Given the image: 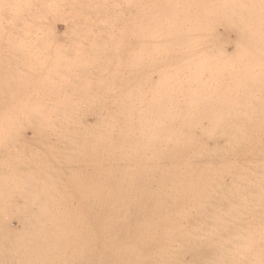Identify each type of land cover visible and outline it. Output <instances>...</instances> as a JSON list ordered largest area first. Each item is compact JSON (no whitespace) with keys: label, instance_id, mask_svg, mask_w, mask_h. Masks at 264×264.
<instances>
[{"label":"bare ground","instance_id":"6f19581e","mask_svg":"<svg viewBox=\"0 0 264 264\" xmlns=\"http://www.w3.org/2000/svg\"><path fill=\"white\" fill-rule=\"evenodd\" d=\"M103 1L73 8L96 11V20L116 8ZM33 2L0 0L19 6L0 8L1 28L25 27L0 31V82H11L2 71L11 57L10 90L19 91L27 69L36 74L29 96H0V264H259L264 0H127L124 85L116 88L107 86L119 78L121 58L106 52L114 34L104 46L94 31L103 21L84 18L94 36L70 42L74 24L61 33L36 24ZM48 35L61 56L44 54L37 40ZM62 51L78 56L66 65L74 71L93 69L96 87L81 73L82 87L66 76ZM104 62L118 63L114 74L97 71ZM24 107L38 117L20 119L15 109Z\"/></svg>","mask_w":264,"mask_h":264},{"label":"rangeland","instance_id":"374dc122","mask_svg":"<svg viewBox=\"0 0 264 264\" xmlns=\"http://www.w3.org/2000/svg\"><path fill=\"white\" fill-rule=\"evenodd\" d=\"M33 1H36L35 3L33 2V4H34V5L36 4V7H37V9H36V7H35L34 5H32V6H34V7H32V16L35 17V20H38V21L36 22V24H39L40 26H44V28H45L46 26H48V27H54V26H56V27H57V30H58L59 33L63 32V31L65 30V26H64V25H65L66 23H67V24H74V26H75L76 28L72 29V31H73L72 33L70 32L69 34H67V35H68V36H67V41H70V40H71L70 42H72V38L75 39L74 37L79 38V37H81L83 34H88V31H89V30H85L84 27L82 28V26H81L82 23H81V22L86 23V21H87V22H91V23H94V22H95L94 24H98L99 22H102V21H103V22H102V26L104 27V29L106 28V29L104 30L105 32L103 31L104 33H102V34H104V35H102V34L100 33V32H102V30H103V29H102L103 27L100 25L101 23H100L98 26H101L102 28L100 27V28H101V29H100L99 27H97L96 30H94V31H97V33H96L97 36L99 35L100 38H102V40H104V38H105V41H106V42L104 43V41H103L104 46H105L106 43L108 44V42L111 41V39L113 38V39H112L113 41L110 42L111 44L109 43L110 46L112 45L111 47H112L113 49L110 48V47H109V44H108V46L106 45V48L108 47V49H107L108 51H106V52H107L108 55H114V56H115V55H116V52H114V50L117 51V55L119 56V58H121L122 61L119 59V62H120L119 65H117L118 63L115 64V63L113 62V66H112V68L109 67L110 69L104 67V66H107V67L110 66L109 63L106 62V63L108 64V65H107V64H105V62H104L105 65H103V67H99V68H98L99 70L97 69V71H99V72H102V71H103V72H104V71L106 70L105 73H107V72L110 70V71L114 74L113 71H115V70H113V67H114V64L117 65V66H115L116 68L114 67V69H116V73H117V76H118L119 78L116 77L117 79H116V81H115V80H113V78H114L115 76H113V78H112L111 80H108L109 77L111 78V76H109V77L107 76L108 78L105 76L104 79L108 80L107 82H109V84H110V82L112 81L110 85H109V84L107 85L108 87H111V86H113V87H115V86H120V87H121V86L124 85V84L122 83V81H121V80H123V75H122V73L124 74V72H123V70H124V67H123L124 53H123V52H124V51L126 50V48H127V46H125V45L128 44L127 39L129 38V35H128L127 33H129V32H127V30L129 29L130 19H131V18H129V17H131V11H130V10H126V8H131V4H130V3H129L128 5L125 4V2H126L127 0H122V2H121L120 0H113V1H114V4H113V1H112V3L109 4L108 6H109V7H112V6H113V7H116V8L119 7V8H118L119 10H116V8H113V7H112L113 9H115L114 11H116V12H114L113 10H110V12L106 11L107 13H106V12H103V13L101 12L102 14H101V13H99V14H101L102 17H101V15H99V14H97V15L100 16L102 19H100V17H97L98 20H97V19L95 20L96 17H94V16H96V15H95L96 11H95V13H94L93 11H85V10L80 11L81 9H80V10H79V9H78V10H75V8H76V7H78V8H79V7H85V6H88V5H89L88 7H97V6L99 5V3L102 2V0H100V2H99V0H94L95 3H94L92 0H85V1H84V0H60V1L57 0L58 2H57L56 0H44V1H43V0H33ZM37 1H38V2H37ZM41 1H42V2H41ZM45 1H46V3H47V2L49 3V4L47 3L49 6L46 5ZM78 1H79V2H78ZM80 1H81V2H80ZM82 1H83L85 4H84V3L82 4ZM107 1H111V0H104L103 2H107ZM128 1H129V0H128ZM131 1H133V0H131ZM135 1H136V0H135ZM137 1H138V0H137ZM115 2H117V3H115ZM37 3H38V4H37ZM44 3H45V4H44ZM58 3H59V4H58ZM68 3H69V4H68ZM79 3H80V4H79ZM90 3H92V4H90ZM93 3H94V5H97V4H98V5H97V6H94ZM43 4H44L45 6H44ZM52 4H53V6H52ZM64 4H65V6H64ZM71 4H72L73 6H72ZM76 4H77V6H76ZM81 4H82V5H81ZM40 5H42V6H40ZM69 5H70V6H69ZM104 5H106V4H104ZM124 5H125V6H124ZM38 6H39V8H38ZM46 6L49 7V9H51V10H49L48 8H46ZM41 7H42V8H41ZM65 7H67L68 9H69L70 7H72V8L75 7V8L71 9V10H72V13H71V10L68 11L67 8H65ZM33 8H35V9H33ZM40 8H41V9H40ZM45 8H46V9H45ZM121 8H122V9H121ZM38 9H39V10H38ZM42 9H44V10H42ZM36 10H38V11L35 13ZM53 10H54V11H53ZM74 10H75V11H74ZM122 10H123V11H122ZM42 11H43V12H42ZM47 11H48V12H47ZM60 11H61V12H60ZM62 11H63L64 13H63ZM111 11H112V13H111ZM33 12H34V14H33ZM73 12H74L75 14H74ZM76 12H77V13H76ZM82 12H83L85 15H87V16H85ZM43 13H44V14H43ZM45 13L48 14V16H46ZM68 13H69L70 15H69ZM79 13H80V14H79ZM97 13H98V12H97ZM117 13H118V14H117ZM121 13H122L123 16L126 15L125 17H122V19H121V16H122ZM124 13H125V14H124ZM67 14H68V15H67ZM73 14H74V15H73ZM76 14H77V15H76ZM78 14H79L80 16H79ZM105 14H106V17H109L110 19H109V18L107 19V18L104 16ZM108 14H109V15H108ZM112 14H114V16H113ZM34 15H36V16H34ZM63 15H64V16H63ZM72 15H73L74 17H73ZM93 15H94V16H93ZM117 15H118V16H117ZM38 16H40V17H38ZM66 16H67V17H66ZM71 16H72V17H71ZM81 16H82V17H81ZM83 16H84V17H83ZM88 16H89V19H90V20H93V22H92V21H89ZM91 16H93V17H91ZM79 17H80V19H79ZM86 17H87V18H86ZM111 17L114 18V19H112ZM118 17H119V18H118ZM36 18H37V19H36ZM39 18H40V20H39ZM44 18H46L47 20H44ZM63 18H64V19H63ZM65 18H66V19H65ZM84 18L86 19L85 22L83 21ZM92 18H94V19H92ZM48 19H49V20H48ZM68 19H69V20H68ZM103 19H104V20H103ZM76 20H77V21H76ZM94 20H95V21H94ZM106 20H107V21H106ZM39 21H40V23H39ZM43 21H44V22H43ZM45 21H46V22H45ZM75 21H76V22H75ZM98 21H99V22H98ZM111 21H112V22H111ZM124 21H126V22H124ZM12 22H13V20L10 22V24H11ZM62 22H63V23H62ZM96 22H97V23H96ZM109 22H110V24H109ZM49 23H50V24H49ZM80 23H81V24H80ZM103 23L106 24V25H104ZM122 23H124L125 25L122 24ZM127 23H128L129 25H127ZM48 24H49V25H48ZM76 24H79V25H80V28H82V30H85V32H84V31L81 32L82 30H81V31H78L79 34H78L77 36H75V34H77V33H74V32H77V31H75V30H76V29L80 30V28H78V25L76 26ZM50 25H51V26H50ZM122 25H123V26H122ZM121 26H122V27H121ZM127 26H128V29H127ZM120 27H121V28H120ZM125 27H126V28H125ZM0 28H1V26H0ZM17 28H18L19 30H18ZM21 28H22V27H17V26L14 27V25L12 24V25H10V27L7 28V29L2 27V28L0 29V31H1V32L3 31V32H5V33L8 31V33H11V34L13 33V34H14V33H15V29H16V32H21V30L23 31V30L25 29V27H23L22 29H21ZM98 28H99L101 31H100ZM122 28H124V29H122ZM3 29H4V30H3ZM60 29H61V30H60ZM94 29H95V28H94ZM126 29H127V30H126ZM120 30L124 31V34H122V33H123L122 31H121V33H120ZM99 31H100V32H99ZM106 31H107V32H106ZM125 31H126V32H125ZM80 32H81V34H80ZM116 32H119V34H121V35H119V34L116 33ZM82 33H83V34H82ZM89 33H91V32H89ZM108 33H109V34H108ZM96 34H95V35H96ZM113 34H114V35H113ZM116 34H118L119 36L116 35ZM88 35H89V37L94 36V34H88ZM108 35H109L110 37H109ZM112 35H113L114 37H112ZM115 35H116V36H115ZM123 35H124V36H123ZM107 36H108L109 38H111V37H112V38L109 39V40L107 41V39H108ZM47 37H49V38H47ZM68 37H69V38H68ZM103 37H104V38H103ZM122 37H124L125 39L122 38ZM34 38L38 39L37 37H34ZM41 38H42V40L40 41ZM119 38H120V39H119ZM32 39H33V38H32ZM36 39H33L32 41L35 42ZM114 39H115V41H114ZM44 40H45V41H46V40H48V41L50 40L51 42H53V41H52V37L49 36V35L46 36V37H41V36H39V39H38L37 41H39L40 46L42 45V46H41L42 49L44 48V45H45V48L43 49V50H44V54H45V52H46V54H49V56H51V55H55V54H56L57 57H58V54H59V53L61 54V52L58 50V48H59L60 46L58 45V48H57V47H56L57 44H53V43H50V42H49L50 44H46ZM121 40H122L124 43H123ZM128 40H129V39H128ZM117 41H119V43H117ZM126 41H127V43H126ZM40 42H41V43H40ZM55 42H56V41H55ZM112 42H113V44H112ZM114 42H116L118 45H114ZM56 43H57V42H56ZM121 43H123V44L121 45ZM68 44H72V43H67L66 45H68ZM52 45H55V48H57V49H55ZM73 45H76V44H73ZM46 46H47V48H46ZM51 46H52V47H51ZM69 46H70V45H69ZM113 46H114V47H113ZM116 46H117V47H116ZM119 46H120V48H119ZM121 46H122V47H121ZM73 47H74V46H73ZM124 47H125V48H124ZM50 48H51V49H50ZM106 48H105V49H106ZM115 48H116L117 50H116ZM118 48H119V50H118ZM45 49H49V50H48V51H45ZM52 49H53V50H52ZM111 49H112V50H111ZM124 49H125V50H124ZM110 50H111V53H110ZM123 50H124V51H123ZM49 52H50V53H49ZM113 52H114V53H113ZM37 53L41 54V52H37ZM37 53H36V54H37ZM51 53H53V54H51ZM60 54H59V56H61ZM62 54H63V51H62ZM73 54L76 55V53H73ZM56 55H55V57H56ZM63 55H65V54H63ZM63 55H62V56H63ZM67 55H68V54H67ZM74 55H73V56H74ZM120 55H121V57H120ZM122 55H123V56H122ZM73 56H72V57H73ZM51 57H53V56H51ZM51 57H50V61H49L50 63H51V62H54L55 60H57V59H55V57L52 58V59H51ZM66 57H67V56L65 55V59H66V61L64 62L65 65H63L64 67L61 66L60 69L62 68V70H63V68H65L64 73H65V74L68 73V75L66 74V76L69 77V78H70V77H71V78L77 77V75H79L78 73H81L80 76L82 75V77H83L84 75L82 74L81 71H79V72H77V70L74 71V69H76L75 66L72 67V68H69V67H68V66H69V63H70V65H72V66L74 65V62H75V64L77 63L76 59L78 58V56H75V58H74V57H73V58H71V57L69 58V56H68L67 58H66ZM112 57H113V56H112ZM11 59H12V57L8 60L9 63H8V61L6 62V64H8L9 66H8V65H5V67L2 68V71H4V69H5V72H4V73H6L5 75H7V76H8V75H11L12 77H13V75H15L13 78H12L11 76H9V77H11V82H10V83L7 82V84H8L7 86H8V88L5 87L6 85H4V84H6V83H3V82L1 83V82H0V88H2V89H0V91L9 89V90H8V93H5L6 95H5V94H4V96H3V95H0V96H2V97H7V98L9 99V100L7 99V101H6V99H4V102H10V100H12V102H13V101L16 102L17 100H16V101L14 100V98H16V97H20V98H21V97H27V96H29L30 94L33 93V92L31 93L32 90L30 89V88H31V84H33V85L35 84V83H34L35 81H33V80H32L31 78H29V77H30L31 75L36 76V74H32L33 72L30 73V72H29L30 70L27 69L26 72L29 73L30 75H29V77H28V75H26V76L24 77V78H26V79H25V80H24V79L22 80V81H23V82L21 83L22 86H20V88L18 89L19 91L16 90V87H15V88H12L13 90H10L11 87L15 86V83H16V81H15V77L17 78V75H16V74H18V70H17V68H16V70H15V67H14L15 65L12 63L13 60H11ZM54 59H55V60H54ZM68 59L71 60L72 63H71V61H70V62H67ZM52 60H53V61H52ZM73 60H75V61H73ZM62 61H63V60H62ZM62 61L59 60V64H62V63H60V62H62ZM49 62H48V63H49ZM66 62H67L68 64H66ZM115 62H116V61H115ZM121 62H122V63H121ZM11 63H12L13 65H12ZM56 63L58 64V60H57ZM56 63H53V64H56ZM51 64H52V63H51ZM120 64H121V66H120ZM66 65H68V66H66ZM6 66H7L8 68H7ZM11 66H12L13 68H12ZM50 66L52 67V65L49 64V67H50ZM16 67H17V66H16ZM32 67H33V69L35 68L34 66H32ZM51 67H50V69H51ZM66 67H67V70L70 72V74H69V72L66 70ZM70 67H71V66H70ZM6 68H7V69H6ZM42 68H43V69H42ZM42 68L40 69L41 71L45 69V67H42ZM53 68H55V67H53ZM117 68H118V69H117ZM10 69L14 71V72L12 71L13 74H12V72H11ZM18 69H19V68H18ZM70 69H71V70H70ZM103 69H105V70H103ZM111 69H112V70H111ZM6 70H7V71H6ZM40 70H39V72H41ZM92 70H93V69H92ZM92 70L89 69L88 71H90V72L87 71L88 73H85V72H84V74H86V75L88 74L87 77H85V76L83 77V78L85 79V81L89 82V80H90L89 85H86V86H88V87H93V86H90L91 84L94 85L95 87L97 86V85H95V83H97V81H95V83H91V82H94V81H91V80H93V79H91V77L89 76L90 74L92 75V72H93ZM9 71H10L11 73H9ZM110 71H109L108 73H110ZM120 71H121V72H120ZM7 72H8V73H7ZM71 72H72V74H71ZM74 72H75V73L77 72V75L74 74ZM112 73H110V75H112ZM73 74H74V75H73ZM37 75H38V74H37ZM72 75H73V76H72ZM120 75H122V77H121ZM33 76H32V78L35 79L36 77L34 78ZM41 76H42V75H41ZM41 76L39 75L38 77H41ZM80 76H78V80H79V81L81 80V81H80L81 83H80L79 85H78L79 82L77 83L78 80H76V78L72 79V80H74V81L77 83V85H76L77 87L80 86V85H81L80 87L85 86V83H87V82H85L84 79H82V77H80ZM88 76H89L90 78H89ZM28 78H29V79H28ZM86 78H87V79H86ZM92 78H94V76H93ZM8 79H9V78H8ZM12 79H13V81H12ZM27 79H28V80H27ZM114 79H115V78H114ZM120 79H121V80H120ZM9 81H10V80H9ZM101 81H102V80H101ZM101 81H100V82H101ZM104 81H105V80H104ZM117 81H118V83H117ZM30 82H32V83L30 84ZM84 82H85V83H84ZM114 82H115V83H114ZM12 83H13V84H12ZM24 83H25V86H24ZM28 83H29V84H28ZM90 83H91V84H90ZM98 83H99V80H98ZM98 83H97V84H98ZM9 84L12 85V86L10 87ZM27 84H28L29 86H28ZM73 84H74V83H73ZM87 84H88V83H87ZM100 84H102V83H100ZM100 84H99L98 86H103V87H104V85H105L106 83L103 82L104 85H103V84L100 85ZM1 85H3L4 87L1 86ZM74 85H75V84H74ZM26 86L29 87V89L25 90V89L27 88ZM21 87H22V90H21ZM23 87H24V88H23ZM32 87H33V86H32ZM113 87H111V88H113ZM105 88H107V87H105ZM115 88H116V87H115ZM30 90H31V91H30ZM13 91H14V92H13ZM16 91H17V92H16ZM3 92H4V91H3ZM3 92H1V93L3 94ZM5 92H7V91H5ZM18 92H19V93H18ZM20 92H21V93L23 92V93L25 94V96H24L23 93L21 94ZM16 93H18V94H16ZM28 93H30V94H28ZM45 93H46V92H45ZM10 94H11V95H10ZM27 94H28V95H27ZM15 95H16V96H15ZM26 95H27V96H26ZM39 95H40V96L44 95V94H43V91H42L41 93H39ZM12 96H13L14 98H12ZM10 98H12V99H10ZM2 100H3V99H2ZM2 100H0L1 103H3ZM39 101H40V100H39ZM39 101H38V102H39ZM32 102H33V101H32ZM34 102H35V101H34ZM36 102H37V101H36ZM24 108H25V109H24ZM24 108H21V110H19V108H18V109H15L16 111H20V112H22V115H20V114H21L20 112H19L20 114L18 113V116L20 115V116H19L20 119L23 118V119L28 120L29 118L32 117L31 119L33 120V119H36V118L38 117V114L36 115V113H39V112H38V110H36L35 107H27L28 110L26 109V107H24ZM32 108H33V109H32ZM22 109H23V110H22ZM29 109H30V111H31V110H32V111L29 112ZM33 110H34V112H33ZM11 111H12V110H10V112H11ZM23 111H24V112H23ZM25 111H27V112H25ZM36 111H37V112H36ZM10 112H9V113H10ZM11 113H12V112H11ZM25 113H28V115H26ZM33 113H35V114L33 115ZM24 114H25V115H24ZM31 114H32V115H31ZM11 115H12V114H11ZM29 115H31V116H29ZM2 116H3V115H2ZM8 116H9V115L6 114V115L3 116V117H8ZM18 116H17V117H18ZM9 117H10V116H9ZM19 117H18V118H19ZM24 117H26V118H24ZM35 117H36V118H35ZM1 118H2V117H1ZM31 119H29V120H31Z\"/></svg>","mask_w":264,"mask_h":264},{"label":"snow or ice","instance_id":"6c2138e0","mask_svg":"<svg viewBox=\"0 0 264 264\" xmlns=\"http://www.w3.org/2000/svg\"><path fill=\"white\" fill-rule=\"evenodd\" d=\"M19 7L18 5H0V8H14ZM259 264H264V258H262L259 262Z\"/></svg>","mask_w":264,"mask_h":264}]
</instances>
